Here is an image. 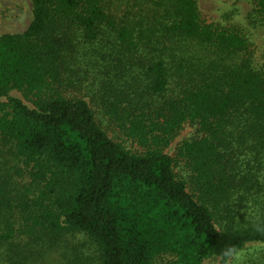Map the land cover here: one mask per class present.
Instances as JSON below:
<instances>
[{
	"label": "trees",
	"instance_id": "1",
	"mask_svg": "<svg viewBox=\"0 0 264 264\" xmlns=\"http://www.w3.org/2000/svg\"><path fill=\"white\" fill-rule=\"evenodd\" d=\"M30 1L26 28L0 35V156L8 146L29 179L16 191L0 168V264H48L73 234L95 264H264V62L246 38L201 22L195 0ZM93 53H115L140 85L126 116L144 151L55 89ZM185 126L196 133L171 156Z\"/></svg>",
	"mask_w": 264,
	"mask_h": 264
},
{
	"label": "rangeland",
	"instance_id": "2",
	"mask_svg": "<svg viewBox=\"0 0 264 264\" xmlns=\"http://www.w3.org/2000/svg\"><path fill=\"white\" fill-rule=\"evenodd\" d=\"M195 2L201 22L239 32L248 42V52L253 63L259 66L264 62V21L257 15V0H195ZM130 4L133 5L131 2ZM31 11L30 0H0V35L22 32L31 20ZM124 66L118 61L115 53L111 56H97L93 53L91 59L86 55L79 62L68 65L55 89L68 98L85 99L110 137L120 141L131 151L142 152L145 147L140 144L141 140L133 139L128 135L129 115L126 116L127 112L134 108L133 89L140 85L135 83ZM12 94L22 96L17 91H12ZM22 99L25 103L31 104L28 97L23 95ZM151 106L153 111L161 107L156 102ZM153 113L156 115V112ZM195 133V127L185 126L170 142L166 148L167 153L173 156L178 144ZM3 149L4 157L0 156L1 172L17 191L20 185L29 183L26 168L6 154L8 146ZM175 170L179 178L188 179L189 169L183 161H178ZM64 243L68 248L63 245ZM253 249L255 248H249V250ZM243 253L237 255L239 262L232 264H243ZM172 260V256L164 254L155 258V264H172ZM95 263V248L83 234L65 237L59 246L48 254V264ZM204 264L217 263L209 260Z\"/></svg>",
	"mask_w": 264,
	"mask_h": 264
}]
</instances>
